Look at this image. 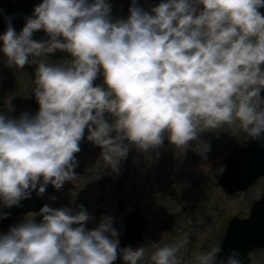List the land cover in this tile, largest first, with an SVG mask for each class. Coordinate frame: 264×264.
<instances>
[{
  "label": "clouds",
  "instance_id": "1",
  "mask_svg": "<svg viewBox=\"0 0 264 264\" xmlns=\"http://www.w3.org/2000/svg\"><path fill=\"white\" fill-rule=\"evenodd\" d=\"M264 0H161L145 11L132 0L130 15L114 20L107 0H42L17 33L5 17L0 35L6 63L36 65L35 116L0 114V206L11 209L77 180L76 154L85 137L102 150L113 172L130 150L164 144L206 155L201 133L227 124L264 144ZM2 12V10H0ZM43 31L48 39L36 40ZM70 57L49 65L41 57ZM102 77L103 84L96 85ZM105 85L107 86L105 88ZM106 114L114 117L109 122ZM194 142V143H190ZM158 154V153H157ZM35 217L0 232V264H139L146 247L120 248L114 218L95 229L87 209L45 204ZM10 212L0 210V220ZM189 242L159 247L153 264H180ZM220 247L195 256L196 264H243Z\"/></svg>",
  "mask_w": 264,
  "mask_h": 264
},
{
  "label": "rangeland",
  "instance_id": "2",
  "mask_svg": "<svg viewBox=\"0 0 264 264\" xmlns=\"http://www.w3.org/2000/svg\"><path fill=\"white\" fill-rule=\"evenodd\" d=\"M40 2L42 0H36L31 8L19 13V32L26 18L32 15L34 6ZM107 2L111 4L114 20L126 19L130 15L132 0ZM137 2L145 11H149L161 0ZM260 11L264 13V8ZM33 38L48 39L43 31L35 33ZM41 59L49 65H60L70 60V57L67 53L57 51ZM31 67L36 69L37 66L26 65L24 69L9 67L6 57L0 51V114L19 119L24 113L31 116L38 113L39 110L29 101L32 82L28 69ZM106 119L111 122L115 118L106 114ZM87 135L86 129L80 143L81 151L76 154L77 180L75 183L65 182L60 190L54 188L47 197L49 206L79 210V206L83 205L93 217L87 223V229L92 230L103 216H109L114 218L113 226L121 232L124 229L123 211L117 207L116 202L124 199L126 209L140 210L150 220L144 231L147 240L146 245L142 246L146 247L145 256L139 264H153L151 255L156 249L177 243L186 233L189 242L177 255L180 264H196V254L217 247L228 219L232 215H247L251 202L264 189L262 177L248 188L233 193L224 191L216 182L215 175L223 166L227 154L250 138L239 128L227 124L201 133L200 139L211 146V151L206 155L193 151L192 147L185 152L176 149L165 137L163 146L157 150L142 152L133 147L128 154L131 160L129 168L122 161L118 173L113 172L110 165L105 163L101 148L89 142ZM98 180H102L104 185L100 186ZM100 193L105 194L104 200H99ZM183 205L186 207L182 208ZM28 216L20 215V222ZM35 219L38 221V216ZM249 255L252 264H264V247L252 249ZM114 264H124L122 256Z\"/></svg>",
  "mask_w": 264,
  "mask_h": 264
},
{
  "label": "water",
  "instance_id": "3",
  "mask_svg": "<svg viewBox=\"0 0 264 264\" xmlns=\"http://www.w3.org/2000/svg\"><path fill=\"white\" fill-rule=\"evenodd\" d=\"M36 0H0V35L7 29L5 17H12V24L16 32L17 17L20 12L33 6ZM150 11V10H149ZM34 68H29L28 72L32 82L30 94V104L39 109L34 94ZM102 77H99L95 84L100 85ZM264 95V92H262ZM128 167V156L124 160ZM264 176V144L249 138L240 147L227 154L223 166L216 173L215 180L228 193H233L240 189L248 188L258 177ZM54 186L48 185L45 192L52 191ZM33 191L31 199L21 202L20 207L5 209L4 212H10L15 215L20 211L40 210L46 202L43 199L36 198ZM102 196V194H101ZM100 196V197H101ZM102 198V197H101ZM118 208L124 210V202L118 201ZM124 230L119 232L120 248L128 246L136 247L146 244L143 230L148 225V217L142 212L128 210L123 215ZM0 228L7 232L9 229L8 219L0 222ZM218 247L222 249L218 260L226 259L230 250L239 252L243 264H252L250 262V251L255 248L264 247V190L260 197L251 202L248 214L245 216L232 215L226 224L223 236Z\"/></svg>",
  "mask_w": 264,
  "mask_h": 264
},
{
  "label": "flooded vegetation",
  "instance_id": "4",
  "mask_svg": "<svg viewBox=\"0 0 264 264\" xmlns=\"http://www.w3.org/2000/svg\"><path fill=\"white\" fill-rule=\"evenodd\" d=\"M35 108V107H34ZM37 109V108H36ZM39 110V109H38ZM125 163V162H124ZM130 163H131V160H130V158L128 157V167H126V165H125V167L126 168H129V166H130ZM260 177H262L263 179H264V176H260ZM259 178V177H258ZM257 178V179H258ZM98 183L100 184V186H103L104 185V182L102 181V180H98ZM54 190V189H53ZM52 190V191H53ZM264 190V189H263ZM262 190V191H263ZM52 191H49V192H45L44 194H43V196L42 197H38L37 196V194H35L34 195V197H36V198H40V199H43L45 202H46V204H48L49 205V203H48V199H47V197L49 196V194L52 192ZM262 191H261V193H262ZM261 193L259 194V196L257 197H255L253 200H255V199H258L259 197H260V195H261ZM101 194L102 193H100L99 195H98V198H99V200H104L105 199V194H102V196H101ZM102 198H101V197ZM120 199H118L117 200V202H116V204H117V207H118V201H119ZM123 202H124V210H121V211H123V215H124V213L126 212V211H128V210H135V211H139V212H141L140 210H137V209H126V202H125V200L124 199H121ZM184 207H186L185 205H183L182 206V208H184ZM6 208H2L1 207V209L0 210H2V211H4ZM36 213H39V210H30V211H20V212H18L17 214H15V215H10L9 216V218H8V226H10V225H14V224H17V223H19L20 222V215H29L28 216V218L29 217H37L38 216V221L37 222H39L41 219H42V217L41 216H39V215H37ZM89 213V212H88ZM143 213V212H142ZM144 214V213H143ZM36 215V216H35ZM145 215V214H144ZM147 216V215H146ZM148 217V216H147ZM23 219V218H22ZM2 220H0V222H1ZM149 222H150V220H149V217H148V225H149ZM123 223H124V220H123ZM148 225H147V227H148ZM97 226H93V229H95ZM146 227V228H147ZM145 228V229H146ZM145 229L143 230V235H144V231H145ZM124 230V229H123ZM0 232H4L1 228H0ZM145 237V236H144ZM146 239V238H145ZM146 243H147V240H146ZM146 245V244H145ZM142 246H144V245H142ZM141 246V247H142ZM136 247H140V246H136ZM132 248H135V247H132Z\"/></svg>",
  "mask_w": 264,
  "mask_h": 264
}]
</instances>
